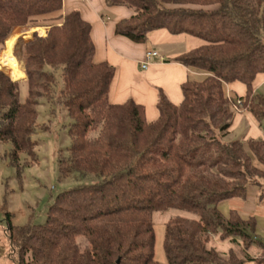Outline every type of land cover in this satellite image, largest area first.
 <instances>
[{
	"label": "trees",
	"instance_id": "1",
	"mask_svg": "<svg viewBox=\"0 0 264 264\" xmlns=\"http://www.w3.org/2000/svg\"><path fill=\"white\" fill-rule=\"evenodd\" d=\"M106 3L133 12L117 23L116 34L136 44L158 30L200 39L203 45L175 61L206 75L182 85L180 105L161 91L160 116L150 123L134 100L110 103L116 69L95 61L92 26L80 11L64 14L63 0H0V55L18 28L50 27L46 37L35 33L23 45L26 82L0 71V143L12 146L19 175L22 154L29 164L38 161L39 142L32 138L37 96L50 98L55 86L54 75L44 68L61 69L63 102L73 121L72 145L59 163L62 176L105 178L59 194L44 224L31 217L16 226L8 215L6 235L16 264H157L154 214L169 210L187 215L167 223V264H264L257 220L219 210L226 201L246 200L252 190L264 196V138L224 141L240 112L264 128V95L256 92V81L264 76V0ZM237 82L246 93L235 100L226 86ZM79 238L86 240L84 248ZM216 238L240 240L248 250L257 243L261 253L242 258L230 250L224 257L211 246Z\"/></svg>",
	"mask_w": 264,
	"mask_h": 264
},
{
	"label": "rangeland",
	"instance_id": "2",
	"mask_svg": "<svg viewBox=\"0 0 264 264\" xmlns=\"http://www.w3.org/2000/svg\"><path fill=\"white\" fill-rule=\"evenodd\" d=\"M41 28L45 30L44 33L33 31ZM49 31L50 27L48 26L30 28L27 29V31L26 29L20 28L15 30L14 34L20 35V38L14 46L13 54L19 61L23 71L24 65L21 61V57L24 43L30 41L35 33L38 34L39 37H46ZM7 42L4 51L0 55V64L2 68L6 57ZM0 71L12 77L6 69H0ZM44 71L54 75L55 86L50 98L44 95L37 96L36 108L39 114L37 121L38 126L32 138L39 142L37 148L38 161L34 164H29L28 156L22 154L19 160L21 170L19 175L17 167L12 163L10 156L12 146L10 144L0 143V201L7 209L12 223L16 226L25 225L31 217H33L36 224H44L47 219L48 210L59 194L84 186L102 184L105 181V178L96 174H82L79 172H74L71 176L66 178L62 176L59 163L61 155L67 157L69 154L68 150L72 145V138L69 135V130L73 121L69 117L67 108L63 102L62 91L65 86L62 79V70L54 71L50 67H45ZM11 79L14 81L13 78ZM40 80L39 77V82ZM26 81L27 75L26 79L20 82ZM237 84L240 85V83ZM39 92H43L42 87ZM228 92L229 90L226 86V93L229 96ZM256 92L259 95H264V83L257 87ZM27 97L28 87L23 83L21 85L22 102H25ZM233 98L235 100L238 99V94L236 92L233 93ZM241 114L237 113L235 115L233 126L228 137L224 141L232 142L263 135L264 128L261 127L256 120L246 115L240 117ZM96 135V133L91 134L92 137H96ZM255 206L259 209V211L255 212L258 222L256 235L258 241L264 243V196L262 197L260 192H256ZM219 210L224 215L228 216L229 210L226 203H222L219 206ZM7 213L0 216V220H2L0 225V249L5 250V242L7 244L6 257L4 260L3 258L0 260V264H16L10 241L4 232L8 223ZM177 215L187 214L178 210H169L167 212H158L154 214L156 231L155 259L157 264H167L164 251L166 226L170 218ZM241 215L244 218H249L246 214ZM78 241L80 246L84 248L86 240L84 238H79ZM211 246L217 248L224 257L228 256L230 250H234L242 258H246L247 255L258 257L261 253V249L258 247L259 245L257 243L248 250L240 240H238L237 244L232 242L222 243L216 238Z\"/></svg>",
	"mask_w": 264,
	"mask_h": 264
},
{
	"label": "crops",
	"instance_id": "3",
	"mask_svg": "<svg viewBox=\"0 0 264 264\" xmlns=\"http://www.w3.org/2000/svg\"><path fill=\"white\" fill-rule=\"evenodd\" d=\"M75 10L80 11L83 18L92 26L95 61L108 62L116 69L109 94L111 104L120 105L134 100L137 104L144 106L147 120L151 123L160 116L158 102L161 91L173 104L180 105L184 100L182 85L188 80L199 81L205 77V73L175 61L177 57L203 45L200 39L190 35H173L167 30H158L149 34L146 43L136 44L116 34L117 23L133 15L128 8L109 7L106 0H63L64 14ZM150 52H156L158 56L153 58L144 69L142 66L146 62V55ZM237 83L227 86L231 98L234 92L238 94V98L246 93L245 86ZM263 83L264 76L260 75L256 81V90ZM239 114H241L240 117L246 115L254 119L248 112ZM258 138L262 136L253 139ZM224 203L228 205L229 212L236 210L240 214H246L257 220L255 212L259 209L255 206V191L252 190L246 200L233 199ZM7 212L0 201V216ZM4 232L6 234V229ZM5 246V250L0 249V260L6 257V242ZM244 264L257 263L245 262Z\"/></svg>",
	"mask_w": 264,
	"mask_h": 264
},
{
	"label": "bare ground",
	"instance_id": "4",
	"mask_svg": "<svg viewBox=\"0 0 264 264\" xmlns=\"http://www.w3.org/2000/svg\"><path fill=\"white\" fill-rule=\"evenodd\" d=\"M33 31H39L44 33V29H35ZM20 38V35L14 34L7 42V50H6V57L3 63V69L7 70L9 75L12 76L15 82H20L26 79V74L22 70V67L17 60V58L13 54L14 46L17 40Z\"/></svg>",
	"mask_w": 264,
	"mask_h": 264
},
{
	"label": "built area",
	"instance_id": "5",
	"mask_svg": "<svg viewBox=\"0 0 264 264\" xmlns=\"http://www.w3.org/2000/svg\"><path fill=\"white\" fill-rule=\"evenodd\" d=\"M61 26V25H60ZM158 54L156 52H150L146 55V62L143 64V68H147V66L150 64V62L152 61L153 58L157 57ZM238 104L241 105V101H238ZM262 137L264 138V133L262 135Z\"/></svg>",
	"mask_w": 264,
	"mask_h": 264
}]
</instances>
